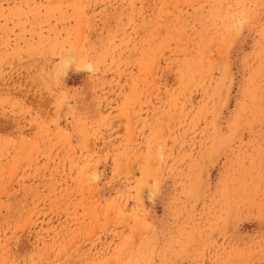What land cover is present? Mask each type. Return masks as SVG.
<instances>
[{
  "label": "rangeland",
  "instance_id": "obj_1",
  "mask_svg": "<svg viewBox=\"0 0 264 264\" xmlns=\"http://www.w3.org/2000/svg\"><path fill=\"white\" fill-rule=\"evenodd\" d=\"M0 264H264V0H0Z\"/></svg>",
  "mask_w": 264,
  "mask_h": 264
}]
</instances>
